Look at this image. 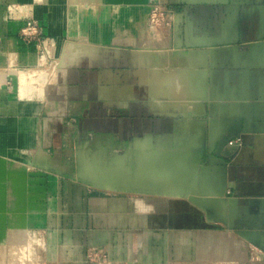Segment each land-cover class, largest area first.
<instances>
[{
  "label": "crops",
  "instance_id": "crops-1",
  "mask_svg": "<svg viewBox=\"0 0 264 264\" xmlns=\"http://www.w3.org/2000/svg\"><path fill=\"white\" fill-rule=\"evenodd\" d=\"M157 1L171 20L154 29ZM29 18L54 57L22 38ZM35 71L49 80L28 90L10 76ZM0 73V264H21L13 249L35 236L28 264H264V0H0ZM107 143L200 148L196 191L183 172L161 187L188 194L175 199L73 182L77 154Z\"/></svg>",
  "mask_w": 264,
  "mask_h": 264
},
{
  "label": "rangeland",
  "instance_id": "rangeland-1",
  "mask_svg": "<svg viewBox=\"0 0 264 264\" xmlns=\"http://www.w3.org/2000/svg\"><path fill=\"white\" fill-rule=\"evenodd\" d=\"M113 0H105V2H112ZM74 7V8H73ZM94 6H84L81 8V19L82 23L88 31L93 28V23H97V14H99L97 9ZM92 9V12L89 10ZM75 6H72L70 12L74 13ZM87 9V10H86ZM86 10V11H85ZM89 10V11H88ZM87 12H89L87 14ZM92 13V14H90ZM107 12L104 11L103 15L105 16ZM87 14V15H86ZM90 14V15H89ZM86 15L87 17H85ZM89 15V16H88ZM94 15V18H91ZM91 16V17H90ZM90 17V18H89ZM85 18V19H84ZM93 21H91V20ZM93 22V23H92ZM91 23V25H90ZM86 24V25H85ZM90 28H89V25ZM92 32V31H91ZM89 32V33H91ZM50 39L51 38H47ZM79 41H64L63 49L66 51L75 50L79 46ZM83 46V45H80ZM85 46L90 45L87 44ZM49 56L54 57L56 55V50L53 51V48H50ZM55 53V54H54ZM54 67V68H53ZM52 76H59L61 71V65L53 66ZM45 70V69H43ZM47 70V69H46ZM5 73H0V82L4 81L6 78ZM16 81L22 84L24 90L30 89L31 85L44 83L49 80V75L45 72H31L27 74H17L16 72L10 73ZM23 90V94L27 93ZM159 151L153 152L154 154L148 157H143V155H137L129 150V148H122L113 144H91L88 145L87 149H83L77 154L75 160L72 161V167L69 169L70 177L73 179V182L77 184H82L89 186L94 189H102L106 191H126L132 194H138L143 197H157L165 199H175L181 197V195L176 196L174 194H167L164 189L171 188L175 189L177 178L183 172L184 178L187 179L185 184V193H188V186H191L192 182L190 180L192 170L185 169L187 166L190 168L192 165L189 163L190 153H183L179 150L166 151L162 154H158ZM169 152V153H168ZM179 152V153H177ZM158 154V155H157ZM82 155V157H81ZM86 156V158H85ZM162 156V157H161ZM166 156V157H165ZM161 157V158H160ZM150 160V162H148ZM169 160V161H167ZM167 161V162H166ZM161 168H168L169 170L164 173ZM171 168L174 169L170 170ZM154 171H160L161 173L155 174ZM95 174V175H92ZM87 178H86V177ZM186 176V177H185ZM173 179L174 182L170 186L161 185V180ZM90 178V179H89ZM93 178V179H91ZM86 181H85V180ZM164 183V182H163ZM134 187H130V186ZM112 186H114L112 188ZM164 186V189L161 187ZM188 187V188H187ZM130 190H127V189ZM174 192V191H173ZM27 242L30 240H26ZM23 245V249L31 250V247H27V244ZM21 245H17L18 247ZM16 246V247H17ZM17 247V248H18ZM35 248V247H34ZM37 248V247H36ZM9 250V249H7ZM26 251V250H25Z\"/></svg>",
  "mask_w": 264,
  "mask_h": 264
},
{
  "label": "built area",
  "instance_id": "built-area-1",
  "mask_svg": "<svg viewBox=\"0 0 264 264\" xmlns=\"http://www.w3.org/2000/svg\"><path fill=\"white\" fill-rule=\"evenodd\" d=\"M171 11L166 8V6L163 3L160 2H154L151 4L150 12H149V23L151 26L155 28L163 27L168 21L171 20ZM25 26L21 30V36L23 39H26L30 41L31 39H35L38 41V49L41 50L42 54L49 56V50L50 47L47 44L48 41L46 37L43 35L41 22L36 19H24ZM227 146L231 148H235L238 151L242 150L243 148V138L241 137H233L227 141ZM31 241L25 242L23 244H27V247H31L30 251L28 248L23 250V245L15 247L14 255L19 257V262L21 264H28L31 262L32 255L38 253L40 255V252L44 245L41 242V238L39 236H35L34 240L30 239ZM35 247V248H34ZM37 247V248H36Z\"/></svg>",
  "mask_w": 264,
  "mask_h": 264
},
{
  "label": "water",
  "instance_id": "water-1",
  "mask_svg": "<svg viewBox=\"0 0 264 264\" xmlns=\"http://www.w3.org/2000/svg\"><path fill=\"white\" fill-rule=\"evenodd\" d=\"M233 137H240V133H237V134H234V136ZM229 140V139H228ZM227 140V141H228ZM227 141H226V144H227ZM198 150H200V148H190V149H186L185 150V154L187 153V152H189L190 153V155H191V157H190V160H189V163L190 162H192V158H193V154H194V152H196V151H198ZM192 165V164H191ZM194 172L196 171V170H193ZM92 175H95V174H92ZM196 176V174L194 175V177L192 178V176L190 177V180H191V182H194L193 180H195L196 182H197V177H195ZM86 177V176H85ZM87 178V177H86ZM90 179V178H89ZM91 179H93V178H91ZM85 180V179H84ZM86 181V180H85ZM187 183V182H186ZM189 187V189H191V190H188L189 192L188 193H192V192H194V191H196V190H193V188H192V184H191V186H188ZM187 187V188H188ZM185 188V187H184ZM186 189V188H185ZM179 196V195H178ZM181 196H183V197H187L188 196V194H183V195H181Z\"/></svg>",
  "mask_w": 264,
  "mask_h": 264
},
{
  "label": "bare ground",
  "instance_id": "bare-ground-1",
  "mask_svg": "<svg viewBox=\"0 0 264 264\" xmlns=\"http://www.w3.org/2000/svg\"><path fill=\"white\" fill-rule=\"evenodd\" d=\"M73 8H74V7H73ZM93 8H94V7H93ZM88 9H89V8H88ZM86 10H87V9H86ZM86 10H85V11H86ZM89 10H90V9H89ZM89 10H88V11H89ZM73 11H74V9H73ZM90 11L92 12V9H91ZM97 12H98V11H97ZM88 13H89V12H87V14H88ZM87 14H86V15H87ZM90 14H92V13H90ZM90 14H89V15H90ZM86 15H84V16L87 17ZM89 15H88V16H89ZM96 16H97V15H96ZM90 17H91V16H90ZM90 17H89V18H90ZM91 18H94V15H93ZM84 19H85V18H84ZM90 20H91V19H90ZM93 20H94V19H93ZM93 20H91V21H93ZM94 21H95V20H94ZM94 21H93V22H94ZM93 22H92V23H93ZM85 25H86V24H85ZM88 25H89V24H88ZM90 25H91V23H90ZM90 25H89V28H90ZM93 25H94V23H93ZM86 29H87V28H86ZM90 30H92V29H90ZM89 32H91V31H88V33H89ZM23 250H24V249H23Z\"/></svg>",
  "mask_w": 264,
  "mask_h": 264
}]
</instances>
